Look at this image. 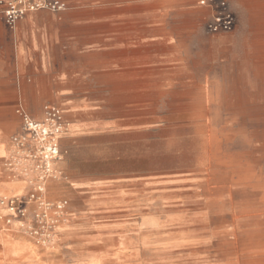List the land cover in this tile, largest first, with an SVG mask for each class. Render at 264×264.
Listing matches in <instances>:
<instances>
[{
  "label": "rangeland",
  "instance_id": "obj_1",
  "mask_svg": "<svg viewBox=\"0 0 264 264\" xmlns=\"http://www.w3.org/2000/svg\"><path fill=\"white\" fill-rule=\"evenodd\" d=\"M194 1L206 39L195 87L148 126L132 163L146 170L140 184L74 191L48 175L44 205L17 217L3 198H28L40 174L36 145H15L13 124L0 154V264H264V0H230L238 27L216 34Z\"/></svg>",
  "mask_w": 264,
  "mask_h": 264
},
{
  "label": "crops",
  "instance_id": "obj_2",
  "mask_svg": "<svg viewBox=\"0 0 264 264\" xmlns=\"http://www.w3.org/2000/svg\"><path fill=\"white\" fill-rule=\"evenodd\" d=\"M65 2L66 10L32 11L13 28L0 18V154L13 124L21 130L18 107L42 118L53 104L66 120L53 183L74 191L140 184L146 170L132 163L148 126L167 122L164 101L195 87V47L206 40L195 1Z\"/></svg>",
  "mask_w": 264,
  "mask_h": 264
},
{
  "label": "built area",
  "instance_id": "obj_3",
  "mask_svg": "<svg viewBox=\"0 0 264 264\" xmlns=\"http://www.w3.org/2000/svg\"><path fill=\"white\" fill-rule=\"evenodd\" d=\"M206 12L205 28L209 33L231 32L238 27V16L233 9L230 0H199ZM2 9L0 18L10 27L36 10H48L51 12H62L68 5L65 0H0ZM21 118V130L12 137L13 143L20 149H25L29 144L36 145L39 164V178L33 191L28 198L8 199L2 202L17 217H24L27 205L35 201L44 205L43 191L44 180L48 175L58 176L56 163L60 158V137L66 129L65 114L61 107L47 104L43 109L42 118H36L24 107L16 109ZM65 203L59 204L62 209Z\"/></svg>",
  "mask_w": 264,
  "mask_h": 264
},
{
  "label": "bare ground",
  "instance_id": "obj_4",
  "mask_svg": "<svg viewBox=\"0 0 264 264\" xmlns=\"http://www.w3.org/2000/svg\"><path fill=\"white\" fill-rule=\"evenodd\" d=\"M215 135V134H214ZM216 136V135H215ZM212 139V138H211ZM213 139L215 140L216 138H214V136H213ZM213 140V141H214ZM221 140V139H220ZM216 142H218V141H216ZM214 146V145H213ZM220 148V147H219ZM221 149V148H220ZM220 153H221V151H220ZM253 183V182H252ZM8 199H10V198H8V197H5V198H3V200H2V202L4 203V202H6V201H8ZM215 214V213H214ZM232 214V213H231ZM218 215V214H217ZM221 215V214H220Z\"/></svg>",
  "mask_w": 264,
  "mask_h": 264
}]
</instances>
